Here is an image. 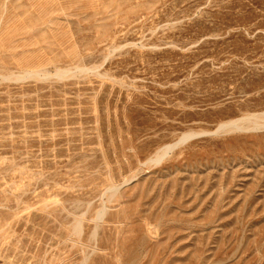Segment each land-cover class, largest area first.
Returning <instances> with one entry per match:
<instances>
[{"label":"rangeland","instance_id":"obj_1","mask_svg":"<svg viewBox=\"0 0 264 264\" xmlns=\"http://www.w3.org/2000/svg\"><path fill=\"white\" fill-rule=\"evenodd\" d=\"M0 264H264V0H0Z\"/></svg>","mask_w":264,"mask_h":264},{"label":"bare ground","instance_id":"obj_2","mask_svg":"<svg viewBox=\"0 0 264 264\" xmlns=\"http://www.w3.org/2000/svg\"><path fill=\"white\" fill-rule=\"evenodd\" d=\"M253 123H254V125H257L260 122L254 121ZM224 124L225 125H235L236 126L237 125V121L236 120H230V121L224 122ZM164 151H165V148H161L159 151L156 152L155 156L157 158H160L163 155Z\"/></svg>","mask_w":264,"mask_h":264}]
</instances>
